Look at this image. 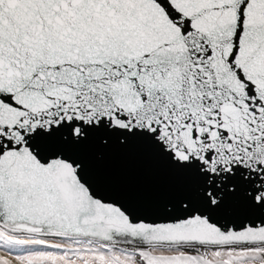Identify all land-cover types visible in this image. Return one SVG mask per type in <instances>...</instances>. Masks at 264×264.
I'll use <instances>...</instances> for the list:
<instances>
[{
  "label": "snow or ice",
  "instance_id": "snow-or-ice-1",
  "mask_svg": "<svg viewBox=\"0 0 264 264\" xmlns=\"http://www.w3.org/2000/svg\"><path fill=\"white\" fill-rule=\"evenodd\" d=\"M0 264H264V0H0Z\"/></svg>",
  "mask_w": 264,
  "mask_h": 264
}]
</instances>
